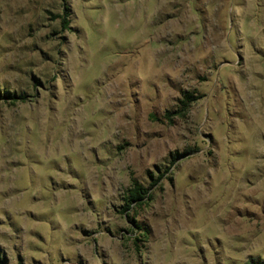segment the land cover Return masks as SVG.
I'll list each match as a JSON object with an SVG mask.
<instances>
[{
	"label": "rangeland",
	"instance_id": "rangeland-1",
	"mask_svg": "<svg viewBox=\"0 0 264 264\" xmlns=\"http://www.w3.org/2000/svg\"><path fill=\"white\" fill-rule=\"evenodd\" d=\"M258 263L264 0H0V264Z\"/></svg>",
	"mask_w": 264,
	"mask_h": 264
},
{
	"label": "trees",
	"instance_id": "trees-1",
	"mask_svg": "<svg viewBox=\"0 0 264 264\" xmlns=\"http://www.w3.org/2000/svg\"><path fill=\"white\" fill-rule=\"evenodd\" d=\"M195 98L191 94H184L182 100H180V103L184 106L180 109V112H178L176 115L181 116V111H185L189 104L194 101ZM160 176L156 178L158 180ZM143 190L138 185H133L132 188L129 190L127 195V204L124 206V209H127L129 204L131 202H137L140 201L143 198L142 192ZM145 193V192H144ZM261 264V263H258Z\"/></svg>",
	"mask_w": 264,
	"mask_h": 264
}]
</instances>
